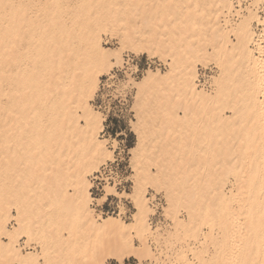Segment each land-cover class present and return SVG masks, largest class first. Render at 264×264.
Instances as JSON below:
<instances>
[{"label":"bare ground","instance_id":"6f19581e","mask_svg":"<svg viewBox=\"0 0 264 264\" xmlns=\"http://www.w3.org/2000/svg\"><path fill=\"white\" fill-rule=\"evenodd\" d=\"M2 1L13 3V0H0L1 9ZM157 1L154 8L162 11L171 3V0ZM259 1L264 4V0H250L243 8H236L234 0H213L210 3L204 19L208 30L206 42L212 46V51L204 50L203 56L219 66L220 72L212 78L214 86L212 82L208 87L198 83L193 43L187 44L191 49L189 53L184 50L172 53L167 71H150L144 79L149 83L156 77L166 85L158 97L162 100L161 121L163 126L171 122L176 124L178 150L174 172L165 176L156 174L155 177L159 184L167 186L168 206H162V212L164 208L167 215L168 211L173 213V221L164 239L169 240L179 228L191 230L194 245L189 250L193 260L186 259L187 264H264V16L261 19L254 9ZM1 9L0 82L8 77L13 80L6 93L11 98L10 103L1 109L4 113L0 126V164L5 176L24 161L22 156L26 146L23 148L25 144L21 143L22 134L37 128L36 119L28 118L32 105L35 101L49 98L53 90L63 88L66 101H62L61 120L59 125L53 123L51 135L59 132L68 135V131L76 133L82 152L75 158L68 159L67 155V159L54 161L59 172L67 175L72 192L68 194L57 184L56 171L52 168L44 176L47 185L43 196L51 198L52 204L57 205L56 209L72 207L83 215L84 243L77 252L68 254V264H107L108 258L122 262L129 256L140 261L156 257L149 239L152 236L163 238L164 235L148 225L151 214L155 212L148 201L150 198H138V209L129 222L119 215L102 216L91 207L93 198L89 192V176L94 172L91 170L109 160L112 154L106 142L98 136L102 127L100 118L80 115L76 107H81L84 113L89 111L87 99L92 96L98 82L97 70H93L98 60L94 58L98 57L103 65L106 63L108 66L107 52L101 46L99 35L91 32L82 39L84 49H88L94 58L74 72L68 83L63 81V77L73 61L65 57L81 56V53L72 52L71 38L56 39L52 45L45 46L51 65L47 68L46 77L42 78L22 67L18 57L21 41L34 38L33 32L26 36L23 32L24 27H33L31 18L25 16L24 9L15 8V23L11 19L6 24V16L2 15ZM142 14L147 18L151 12L145 9ZM251 18L263 26L260 34H252ZM160 22L164 28L154 29L156 35L148 38L146 44L150 52L164 55L165 50L174 47L175 41L169 40V35L166 37L165 30L170 21L163 18ZM232 30L237 42L230 47L229 33ZM31 31H35L34 27ZM124 31L121 43L134 46L136 42H131L125 27ZM31 48L36 52L38 45ZM120 49L112 51L118 61ZM10 62L14 64L12 75H5L3 72H8ZM243 66V84L240 87L230 84L227 75ZM79 75L85 82L81 90L73 87L74 82L80 79ZM71 99L77 106H71ZM227 108L230 115H227ZM80 118H84L83 124ZM164 136L166 139L169 137ZM63 139L62 146L68 149L76 147L72 137ZM130 150L134 152L138 182L152 181L142 141ZM36 155L39 160L44 159L40 153ZM30 173L36 176L33 169ZM11 197L10 192L3 188L0 190V264H16L15 261L17 264H38L34 250L18 239L27 223L19 208H15L16 215L12 213L15 203ZM183 208L187 210V220L177 216ZM56 218H59L58 214ZM77 222V218L71 221V215H64L57 221L70 226L67 237L70 244L76 241ZM134 235L139 244H135Z\"/></svg>","mask_w":264,"mask_h":264},{"label":"rangeland","instance_id":"374dc122","mask_svg":"<svg viewBox=\"0 0 264 264\" xmlns=\"http://www.w3.org/2000/svg\"><path fill=\"white\" fill-rule=\"evenodd\" d=\"M156 1L13 0V3L2 1V9L0 8L2 15L6 16V24L11 19L13 24L15 23V8L24 9L25 16L31 18L35 31H31L33 27L26 26L23 28V32L25 36L33 32L34 38L21 41L18 48V57L22 67H26L29 71L32 70V73L39 74L42 78L46 77L47 68L51 65L49 63L50 58L44 51L45 46L52 45L56 39L71 38L70 40L73 42L72 52L81 53V56L67 55L65 57V59L73 61L67 68L68 73H65L63 77V81L68 83L71 75L86 65L87 61L93 57L88 49H84L82 39L91 32L99 35L101 46L107 52L106 61L108 66L106 63L103 65L98 57H93L98 60L96 67L93 69L97 70L98 82L92 96L87 99L89 111L84 113L81 107H76V109L80 115H91L100 118L102 127L98 132V136L106 142L107 147L110 149L112 154L110 159L122 149L127 153L129 166L126 175L132 180L131 186L126 189L127 193L120 189L115 190L112 186V193H109L110 195L106 198H101V194L92 195L96 199L91 200V207L95 208V212L100 213L102 216L116 215L112 211H117L119 207H125L131 212L129 218L119 215L125 222L133 220L134 216L132 214L138 209V198L140 197L150 198V200L148 199L149 203L151 201L155 205L156 201L154 200L160 198L163 201L162 206H168L167 186L159 184L155 176L156 174L171 175L174 172V161L178 150L176 124L171 122L167 126H163L161 121L162 100L158 97L162 94V90L165 89L166 85L162 84L156 77L146 83L144 79L148 72L158 70L164 73L167 71L172 53L175 54L179 50L189 53L191 49L187 47L188 43L194 44V58L197 56L196 70L201 75L203 73V78H200V80L202 83H206V87L211 82L213 84V76L220 72L219 66L214 60H206L203 56L204 50L212 51V46L206 42L208 40V30L204 16L213 0H171V3L163 11L154 8V3L158 2ZM258 4L254 6V9L262 19L264 4H261V2ZM168 6L171 7L168 8ZM145 9L151 12L147 18L142 14ZM163 18L170 21L169 27L165 30L166 37L169 35V40L175 41V44L174 47L165 50L164 55H161L160 53L150 52L146 41L151 36L156 35L154 29L157 27L164 28V25L160 22ZM252 18L250 19L252 34L253 32L260 34L263 26ZM124 27L129 32L131 42H136L134 46L121 43V38L125 32ZM190 27H193L194 30L186 31ZM229 35L231 38L229 46L231 47L232 44L237 42V37L234 30L230 31ZM32 45H38L36 52L32 51ZM117 48H121L119 61L112 53ZM86 56L89 58H86ZM13 66L14 64L10 62L8 72H3V74L12 75ZM179 67L181 69V66ZM71 68L73 72H69ZM120 72L124 73L126 80L117 75ZM243 73L244 66L238 70H232L227 75L229 83H234V85L240 87L244 82ZM79 76L80 79L74 82L73 87H78L81 90L85 82H83L82 76ZM12 84L13 80L10 77L0 82V126L4 113L1 109L6 108L10 103L11 98L6 96V93H8ZM64 93L65 90L59 87L52 91L49 98L35 101L30 109L31 115L28 118L36 119L37 128L24 132L22 139L20 138L21 143L25 144L23 148L26 146L22 156L24 161L14 167L9 176L6 175L7 178H5L4 169L0 164V190L3 188L5 192H10L11 199L15 203L12 205V213L16 215L15 208L17 207L21 215L26 218V227L24 232L18 235V239L20 238L22 242H26L27 248L34 250L33 254L37 255L38 264H68V254L73 251L74 253L77 252L82 247L85 238L82 213L66 206L61 207L60 210L56 209L57 205L52 204L51 198L43 196L47 185L44 176L52 168L56 171L57 184L62 189H66L68 194L72 192V186L68 184L67 175L59 172L54 161L65 157L67 159V155L68 159L75 158L82 152L80 139L76 133L67 130L68 135L63 134V132H59L55 136L51 135L53 123L56 122L59 125L61 120L60 115L64 108L62 104L65 99L63 97ZM70 102H72L71 106H77L73 99ZM228 102H231V100H228ZM174 111H177V109L174 108ZM226 111L227 115L231 114L228 108ZM80 122L83 124L84 118H80ZM117 127L120 128L118 147L113 148L111 145L117 144L115 133ZM166 128L169 130H165ZM164 135L169 136L168 139ZM69 136L73 138V142L77 143L73 149L62 146L63 137ZM1 137L0 127V143ZM33 139H37V143ZM53 139L57 141L53 142ZM140 140L148 157L146 165L149 166V174L152 178V181L148 182H145V180L138 182L134 152L130 150ZM33 141L35 142L33 143ZM40 142L41 144L38 145ZM53 144H55V147L52 146ZM37 145H41L40 148ZM33 148L37 149L33 150ZM53 150L54 153H52ZM27 152H29L28 155ZM37 153H40L44 158L42 161L41 158L38 159ZM105 162L98 164L95 169H98ZM189 165L190 162L187 166ZM32 169L36 176L30 173ZM95 169L91 171H96ZM106 188L108 187L104 189ZM93 202L95 204L92 205ZM160 211L162 215L161 222L148 223L152 230L164 235L163 238L162 236L152 238V236L149 239L156 257L140 261L133 256H129L122 262L108 258L106 263L187 264L186 259L192 261L193 255L189 247L194 245V239L191 236V230L189 228L187 230L179 228L177 233L171 236L169 240L164 239L167 236L166 230L173 221V213L168 211L167 215L164 208L163 212L162 208ZM57 214L59 218H56ZM150 214L151 212L147 215L150 216ZM64 215H71V221L78 219V222L75 223L76 241L72 244L67 242L70 226L57 223ZM177 216L187 220V210L180 209ZM147 219L149 222L148 217ZM134 242L139 244V240L135 235ZM14 263L17 264L16 261Z\"/></svg>","mask_w":264,"mask_h":264},{"label":"built area","instance_id":"2783aa9c","mask_svg":"<svg viewBox=\"0 0 264 264\" xmlns=\"http://www.w3.org/2000/svg\"><path fill=\"white\" fill-rule=\"evenodd\" d=\"M249 1L250 0H234V5L236 8H243L247 3H249ZM202 75L198 71V83L205 86L206 83H202L200 80V78H203ZM128 166V157L125 150L122 149V151L116 152L112 159L102 164L96 171H94L89 176L90 195H100L105 190L104 187H106L107 185L113 186L115 190L120 189L121 191L126 192V189H128L131 186L130 183H132V180L126 175ZM92 198L93 200L96 199L93 196ZM154 201H156V205L152 204V202L150 201L151 205L155 209L154 214L150 216V223H153V221L161 222L162 218L160 210L162 208L163 201L160 198L155 199ZM93 204L95 203L93 202L92 205ZM106 213L108 214V212ZM112 213H116V215H121L125 218H129L131 216V212L125 209V207H119L117 211H112Z\"/></svg>","mask_w":264,"mask_h":264},{"label":"snow or ice","instance_id":"6c2138e0","mask_svg":"<svg viewBox=\"0 0 264 264\" xmlns=\"http://www.w3.org/2000/svg\"><path fill=\"white\" fill-rule=\"evenodd\" d=\"M117 75L120 76L122 79H125V80H126V76H124V73H123V72L117 73ZM117 114H119V113H117ZM115 133H116V135H117V144H113V145H111L113 148H117V147H118V139H119V133H120V128H119V127H117V128L115 129ZM109 158H111V157H109ZM109 193H112V188H111V186H109L108 188H106V189L101 193V197H102V198H106V197L109 195Z\"/></svg>","mask_w":264,"mask_h":264}]
</instances>
